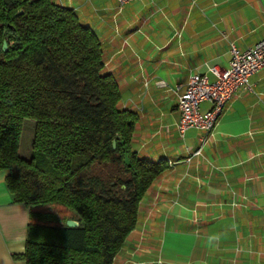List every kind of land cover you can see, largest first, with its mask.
<instances>
[{
    "label": "crops",
    "instance_id": "0c3cea01",
    "mask_svg": "<svg viewBox=\"0 0 264 264\" xmlns=\"http://www.w3.org/2000/svg\"><path fill=\"white\" fill-rule=\"evenodd\" d=\"M54 1L74 7L98 34L120 104L139 116L132 147L168 162L120 251L129 236L139 238L141 218L155 206L162 210L153 236L162 243L138 254L148 264L157 256L161 264H264V69L252 74L253 91L228 102L211 134L178 130L177 96L166 88L211 65L228 66L233 43L246 48L261 39L264 0H132L121 10L116 0ZM9 172L0 169V264H26L14 254L25 250L29 207L14 200Z\"/></svg>",
    "mask_w": 264,
    "mask_h": 264
},
{
    "label": "trees",
    "instance_id": "16d2710c",
    "mask_svg": "<svg viewBox=\"0 0 264 264\" xmlns=\"http://www.w3.org/2000/svg\"><path fill=\"white\" fill-rule=\"evenodd\" d=\"M121 97L98 34L74 7L0 0V169L10 170L14 200L29 207L25 250L16 258L115 264L146 190L168 166L132 147L139 116ZM25 118L35 120L30 158L20 154ZM100 163L118 164L109 177L124 193L99 173L84 179ZM69 218L80 224L67 225Z\"/></svg>",
    "mask_w": 264,
    "mask_h": 264
},
{
    "label": "built area",
    "instance_id": "2783aa9c",
    "mask_svg": "<svg viewBox=\"0 0 264 264\" xmlns=\"http://www.w3.org/2000/svg\"><path fill=\"white\" fill-rule=\"evenodd\" d=\"M119 10L132 0H116ZM264 69V36L246 48L236 44L231 46L228 66L211 65L205 72H192L186 82L167 86L165 80L160 84L176 93L180 118L177 128L184 133L194 127L210 134L219 122L228 102L245 90H254L251 79L253 73ZM203 102H209L203 108Z\"/></svg>",
    "mask_w": 264,
    "mask_h": 264
},
{
    "label": "rangeland",
    "instance_id": "374dc122",
    "mask_svg": "<svg viewBox=\"0 0 264 264\" xmlns=\"http://www.w3.org/2000/svg\"><path fill=\"white\" fill-rule=\"evenodd\" d=\"M34 125L35 120L33 118H25L24 119V128L21 138L20 144V154L26 158H30L32 155V141L34 136ZM118 164L117 163H100L92 170L86 172L84 174V179L92 176L95 173H99L104 176L106 182L108 181V185L113 186V190L117 194L124 193L125 185H121L115 183V180H112L109 176L112 174L113 176L116 175L118 171ZM108 178V179H107ZM162 208H158L155 206H151L146 208V215H151L150 218H141L142 221L145 222V229H143L142 233L139 235V238L132 239L131 236L128 237L127 242L128 246L125 244V247L119 252L116 263L118 264H148L145 260V255L140 254V252H145L146 248H150L154 252H157L162 243V237L158 236L156 239L154 238V231L157 230V224L155 222L157 216L161 215ZM153 217V218H152ZM155 217V218H154ZM160 219V218H158ZM141 221V222H142ZM156 236V234H155ZM140 256V257H139ZM155 262L163 263L161 257L157 256Z\"/></svg>",
    "mask_w": 264,
    "mask_h": 264
},
{
    "label": "water",
    "instance_id": "95a60500",
    "mask_svg": "<svg viewBox=\"0 0 264 264\" xmlns=\"http://www.w3.org/2000/svg\"><path fill=\"white\" fill-rule=\"evenodd\" d=\"M7 46H8V42H7V40H5L4 43H3V48L6 49ZM113 143H114V145H116L115 141ZM79 224H80V221L77 220V219L69 218L67 220V225H69V226H76V225H79Z\"/></svg>",
    "mask_w": 264,
    "mask_h": 264
}]
</instances>
